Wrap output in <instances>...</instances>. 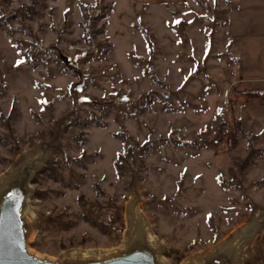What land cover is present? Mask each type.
<instances>
[{"label":"rangeland","instance_id":"1","mask_svg":"<svg viewBox=\"0 0 264 264\" xmlns=\"http://www.w3.org/2000/svg\"><path fill=\"white\" fill-rule=\"evenodd\" d=\"M236 2L0 0V179L45 155L33 254L118 250L133 208L164 264L248 229L237 264H264V48L238 54Z\"/></svg>","mask_w":264,"mask_h":264},{"label":"water","instance_id":"2","mask_svg":"<svg viewBox=\"0 0 264 264\" xmlns=\"http://www.w3.org/2000/svg\"><path fill=\"white\" fill-rule=\"evenodd\" d=\"M45 155L35 157L8 174L0 186V264H164L145 239L143 224L132 228L125 249L100 258L55 259L34 256L28 247L31 225L25 211L32 178L43 164ZM249 231L237 242L216 251L200 264H233L237 248L248 238Z\"/></svg>","mask_w":264,"mask_h":264},{"label":"crops","instance_id":"3","mask_svg":"<svg viewBox=\"0 0 264 264\" xmlns=\"http://www.w3.org/2000/svg\"><path fill=\"white\" fill-rule=\"evenodd\" d=\"M189 0H119L127 5L166 7L182 6ZM228 16V37L235 41L241 58L257 62L264 48V0H238ZM259 53V54H258Z\"/></svg>","mask_w":264,"mask_h":264},{"label":"bare ground","instance_id":"4","mask_svg":"<svg viewBox=\"0 0 264 264\" xmlns=\"http://www.w3.org/2000/svg\"><path fill=\"white\" fill-rule=\"evenodd\" d=\"M10 174V173H9ZM4 181V179H0V183L2 184ZM29 200V199H28ZM28 204V202H27ZM26 204V205H27ZM27 209V208H26ZM136 211L133 210V208H130L129 210V218H130V223H131V230L132 228H134L137 224H143L142 226H144V229H145V232H146V235H145V239L147 240L148 244L155 250V252H157L158 256L160 257L159 255V252L160 250H158V245H157V242L155 241L154 239V235L151 233V231L149 230V228H147L141 218V216L139 214H135ZM127 214V215H128ZM25 215H26V211H25ZM259 218V217H258ZM30 219V218H29ZM146 221V220H145ZM129 222V221H128ZM151 228V227H150ZM130 230V231H131ZM239 231V230H238ZM243 231V230H242ZM246 231H249L246 230ZM245 232V231H244ZM250 232V231H249ZM246 233V232H245ZM243 234V233H242ZM129 236V234H128ZM128 236L126 238H124V240L122 241V244L120 246V248L118 250H111V251H96L95 253H91V252H72L68 255H66V257L62 258V259H78V260H83V259H86V258H100L102 256H107L109 255V253H114V252H118V251H121L123 249L126 248L127 244H128ZM234 236V235H233ZM241 238V237H240ZM248 240V239H247ZM237 242V241H236ZM246 242V240L244 241ZM243 242V243H244ZM235 243V242H234ZM233 243V244H234ZM242 243V244H243ZM232 244V245H233ZM241 244V245H242ZM230 245V244H229ZM241 245L240 247L237 248V252H236V256H235V259L233 261V264H237L238 263V259H239V248H241ZM211 252V251H210ZM214 252L212 251L211 253H207L206 255H201V256H194V257H191V258H188L186 259L182 264H200V262H202L205 258H207L208 256H210L211 254H213ZM203 254V253H202ZM205 254V253H204ZM198 255V254H197ZM34 256H37L39 257L38 255H34ZM51 260H55V259H51Z\"/></svg>","mask_w":264,"mask_h":264},{"label":"trees","instance_id":"5","mask_svg":"<svg viewBox=\"0 0 264 264\" xmlns=\"http://www.w3.org/2000/svg\"><path fill=\"white\" fill-rule=\"evenodd\" d=\"M85 8H86L85 6H82V7L79 8V9H81L83 18L86 17L85 16V13H86V9ZM1 26H2V20L0 19V27ZM250 96L252 98H260L262 96V92H251Z\"/></svg>","mask_w":264,"mask_h":264}]
</instances>
